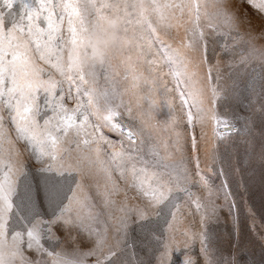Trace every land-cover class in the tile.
Instances as JSON below:
<instances>
[{
	"label": "snow or ice",
	"instance_id": "snow-or-ice-1",
	"mask_svg": "<svg viewBox=\"0 0 264 264\" xmlns=\"http://www.w3.org/2000/svg\"><path fill=\"white\" fill-rule=\"evenodd\" d=\"M245 2L264 16V0ZM133 7L125 30L142 68L125 67L122 87L109 65L90 80L64 56L86 14L123 15L127 0H0V264H173L176 251L182 264H210L197 224L233 193L223 167L219 186L214 164L201 167L197 136L189 154L177 129L199 125L205 138L211 127L221 140L240 131L218 111L220 61L210 49L251 68L244 107L264 112V29L242 30L232 0ZM157 129L174 138L157 144Z\"/></svg>",
	"mask_w": 264,
	"mask_h": 264
},
{
	"label": "rangeland",
	"instance_id": "rangeland-1",
	"mask_svg": "<svg viewBox=\"0 0 264 264\" xmlns=\"http://www.w3.org/2000/svg\"><path fill=\"white\" fill-rule=\"evenodd\" d=\"M127 3L129 8L123 15L118 12H106L103 16L86 14V23L80 31L79 42L69 47L65 53V61L79 67L90 80L97 75L96 66L106 64L111 67L115 73L114 78L121 81L123 87L125 85L121 78L124 68H142L138 63L140 48L136 36L131 30H125L124 23L135 11L133 5H138L139 0H127ZM232 6L238 10L243 21L242 30L248 29L249 23L253 34L264 29V16L255 12L245 0H232ZM257 43L264 44V39ZM209 58L212 63L217 59L220 61L218 111L221 116L231 120L240 131L232 132L221 140L213 135L211 127L203 130L205 138H200L199 125L194 129L181 125L177 129L182 134V141L185 142V149L189 154V138L193 133L197 136L201 167L207 171V168L214 164L211 179L217 186L220 184V178L216 175V169L223 167L233 193L222 201L217 216L203 226L197 224V229H205L210 264H264V112L258 110V105L255 109L244 107L243 100L247 95L245 86L252 70L235 63L239 59L238 54L223 55L217 48L216 55L209 50ZM229 60L233 61L231 67ZM100 87H104L103 79L100 81ZM237 91L240 93L238 99ZM157 118L163 126L169 119L167 106H161ZM152 136L157 144L162 140L174 138L172 133L160 129L155 130ZM112 138L115 139L114 136ZM144 153V159L151 163L152 156L147 148ZM173 159L178 160L179 154ZM129 195L133 196L135 193L130 192ZM232 200L235 201L234 206L231 205ZM181 203V211L187 212V206ZM195 219L198 220L199 217ZM135 234L133 225V235ZM178 239L182 240V237ZM180 247L182 248V244ZM184 258L181 251H176L173 254V264H182ZM200 264H203V261Z\"/></svg>",
	"mask_w": 264,
	"mask_h": 264
}]
</instances>
